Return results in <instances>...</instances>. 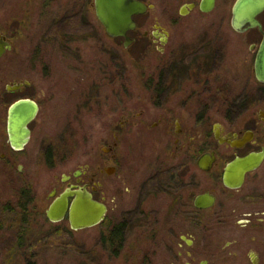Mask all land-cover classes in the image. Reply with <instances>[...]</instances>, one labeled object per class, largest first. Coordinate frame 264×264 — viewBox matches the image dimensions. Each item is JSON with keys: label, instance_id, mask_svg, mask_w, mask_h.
I'll return each mask as SVG.
<instances>
[{"label": "flooded vegetation", "instance_id": "af4514ba", "mask_svg": "<svg viewBox=\"0 0 264 264\" xmlns=\"http://www.w3.org/2000/svg\"><path fill=\"white\" fill-rule=\"evenodd\" d=\"M201 1L190 0L183 6L193 4L192 10L203 12ZM90 7L95 12L94 0ZM263 13L258 16L262 30L247 24L238 31L230 22L236 32L251 37L249 51L254 66L252 79L243 83L244 93L236 98L229 97L234 84L224 78L220 49L200 52L211 50L212 38L198 39L194 52H183L184 46L168 49L170 31L159 20L139 22L135 17L136 27L127 33L130 45L143 39L156 46L155 68L130 75L127 69L107 71L105 67L101 70L104 78L97 84V69L90 60L96 41L91 32L96 31L93 21L73 26H69L70 22L65 26L59 23L51 28L55 32L49 30L38 46L24 55L13 52L15 43L10 30H1L0 39L10 45L0 57V63H8L0 64V77H7L0 79V112H4L6 126L9 110L19 100L31 99L39 107L29 124L31 137L24 148L11 145L7 127L5 139H0V150L6 149L0 152V168L7 169L4 175L13 194L11 212L0 213V221L8 219V228L20 234L19 245H13L11 251H28L26 238L32 219L44 217L51 221L49 207L39 212L32 206V183L27 170L30 166L26 163L31 156L26 151L33 123L44 109L31 93L37 90L32 76L39 72L41 92L49 91L48 84L56 75V89L73 90L64 98L68 101L61 107V119L80 125L83 116L97 114L102 121L98 149L87 143L93 133L85 132L87 147L82 160L78 147L60 150L50 142L40 149L37 166L68 168L56 179L65 188L59 191L58 186H53L50 205L66 190L79 189L105 204V218L95 226L104 225L102 243L107 264H213V257L219 259L218 264H264V83L257 80L256 98L253 80L264 36ZM99 24L104 38L126 47L125 37H112L100 21ZM82 30H86L84 36H77ZM259 36L257 41L255 37ZM54 56L62 70L53 68ZM131 80L138 84L129 85ZM107 84L114 85L113 96L117 99L96 101L92 93H99ZM52 87L49 84V89ZM134 91L138 99L128 100L127 93ZM80 92H84L81 101ZM70 93L75 98L73 103ZM223 105L231 107V117L225 116L222 122L217 115ZM207 155L213 160L209 168H204L200 162ZM250 155L254 156L252 169L240 175L234 187L227 186V164ZM121 188L125 194L120 193ZM65 220L70 223L68 212L61 221ZM231 223L235 227L233 238L215 244L218 230ZM24 260L30 263L29 257Z\"/></svg>", "mask_w": 264, "mask_h": 264}, {"label": "rangeland", "instance_id": "374dc122", "mask_svg": "<svg viewBox=\"0 0 264 264\" xmlns=\"http://www.w3.org/2000/svg\"><path fill=\"white\" fill-rule=\"evenodd\" d=\"M145 1L153 4L154 8L145 15L136 16L137 21L159 20L163 26L169 29L171 40L168 49L172 47L177 49L180 46H184L183 52H194L195 50L193 51V49L197 46L198 39L212 38L213 45L210 47L211 50L204 49L200 52L211 53L215 52V47L219 48L223 56L222 71L224 78L234 84L233 91L229 94V97L236 98V96L244 93L243 83L249 77L252 79L254 66L251 60L252 55L249 51L251 37L236 32L230 24L232 9L236 0H216V6L211 12H201L196 8L185 16L180 14V9L184 3L190 0ZM92 2L93 0H0V31L10 30L15 43L13 52L24 55L30 49L32 50V48L38 46L37 43L45 37L49 30L55 32V28H51L58 26L59 23L65 26L67 22H70L69 26H73L81 25V22L89 20L95 23L96 30H91L96 37V41L93 54L90 56V60L94 63L95 69H97L96 84L98 80L104 78V73L101 70H104L105 67L107 71L109 69H127L130 75H135L137 70L155 68L158 52L154 51L156 46L150 44L148 40L140 39L137 43L126 48L123 43L104 38L102 29L99 26V19L92 7H90ZM261 18L264 22V13ZM84 31L86 30H82L76 35L82 37L84 36ZM61 34L65 35L64 33ZM57 36L61 35L58 34ZM260 37L255 38L259 41ZM104 48L107 51H104ZM53 62L55 65L54 69H63L62 66L58 65L59 60L55 56L53 57ZM0 64L8 65L4 61ZM2 78L7 77H0V79ZM131 78L133 77L131 76ZM32 79L37 85V90L31 93L38 101L42 102L44 109L33 123L32 140L26 151L31 156L26 163L30 166L27 170L32 183V206L36 207L39 212H45L50 205V199L48 198L53 186H58L59 191L65 188V185L59 183L56 179L61 178L62 173L68 168L38 167L37 160L40 159V154L38 155L40 149L45 148L44 144L48 147L51 143L56 148H60V150L78 147L81 151L79 152L80 154L78 153L79 158L82 160L84 158L83 149L87 147V141L85 142L84 139L85 132L93 133L92 139L89 138L87 143L91 147L98 149L101 143L100 137L102 134L100 128L102 121H99L98 117H96L97 114L83 116V121L80 122V125L69 119L66 120L64 117L61 119V107H65V101H68V98H64L73 90L69 87L68 90L56 89L54 85L56 84V75L49 82L50 87H53L49 89L48 84L49 91L44 93L43 91L41 92V74L37 72L32 76ZM254 79L257 85L255 90L257 98L259 95L258 81L253 76ZM137 84L134 80L129 81V85L135 86ZM113 87L114 85L107 84L99 93L94 91L92 95L93 97L94 95L96 96V101L100 100L104 103L116 100L117 98L113 94ZM137 94L136 91L128 92V100H137ZM83 95L84 92L78 93L79 101L83 100ZM69 99L72 103L75 99L72 98L71 93ZM75 103L76 101H74L73 106ZM52 107L54 108L53 114H51ZM220 112L221 114L217 115V119L222 122L225 116L231 117L230 106L223 105ZM6 127L4 112H0L1 141L2 138L5 139ZM3 151H6V149L1 148L0 152L2 153ZM1 163L3 162L1 161ZM5 171L7 172L6 168H0V213L9 214L11 212L9 203L12 202L13 194L11 192L12 187L7 182L8 177H5ZM119 191L120 193L124 191L125 194V189L121 188ZM108 200L111 201L110 198ZM2 221H0V264H107V254L105 255L102 243L104 225L73 230L70 227V223L66 220L54 223L44 217L32 219L27 231L29 234L26 238V245H29L27 247L28 251L24 253L23 248H21L17 253H13L11 251L12 246L19 245L20 234L17 229L14 232L8 228L10 222H8V219ZM4 221L8 223H4ZM234 230L233 223L227 225V227L224 226V228L218 230V241L214 243L219 245V243L224 244L226 241H230L233 238ZM21 240L23 242V238ZM25 256L29 257L30 263L25 262ZM218 260L217 257H213V264H218ZM227 264L232 263L229 262Z\"/></svg>", "mask_w": 264, "mask_h": 264}, {"label": "water", "instance_id": "95a60500", "mask_svg": "<svg viewBox=\"0 0 264 264\" xmlns=\"http://www.w3.org/2000/svg\"><path fill=\"white\" fill-rule=\"evenodd\" d=\"M215 3L216 0H202L200 9L203 12H211L215 8ZM94 5L96 16L109 35L125 37L126 47L131 44L127 33L136 27L135 17L154 8L153 4H147L140 0H94ZM193 7V4L182 6L180 14L187 15ZM263 11L264 0H236L233 6L232 25L238 31H241L247 24L262 30L258 16ZM8 48H10L9 43L0 39V57ZM255 74L257 80L264 83V36L255 61ZM38 111L37 103L31 99L19 100L9 110L7 130L9 141L15 149H22L29 142L31 137L29 124L36 118ZM210 156L207 155L201 160V166L207 168L206 165H208V168L210 167L213 160ZM253 162L254 156L250 155L227 164L225 184L234 187L239 176H244L252 169ZM70 198H73L72 202H69ZM67 212L71 228L81 230L100 223L105 218L107 208L86 190H66L55 198L48 208L47 215L51 221L58 222L65 218Z\"/></svg>", "mask_w": 264, "mask_h": 264}]
</instances>
